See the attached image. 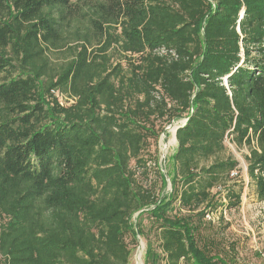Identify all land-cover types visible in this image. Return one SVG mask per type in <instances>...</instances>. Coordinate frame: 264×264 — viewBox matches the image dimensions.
Listing matches in <instances>:
<instances>
[{
	"label": "trees",
	"instance_id": "obj_1",
	"mask_svg": "<svg viewBox=\"0 0 264 264\" xmlns=\"http://www.w3.org/2000/svg\"><path fill=\"white\" fill-rule=\"evenodd\" d=\"M227 138L264 200V0H0V264H228Z\"/></svg>",
	"mask_w": 264,
	"mask_h": 264
},
{
	"label": "rangeland",
	"instance_id": "obj_2",
	"mask_svg": "<svg viewBox=\"0 0 264 264\" xmlns=\"http://www.w3.org/2000/svg\"><path fill=\"white\" fill-rule=\"evenodd\" d=\"M55 94L66 103L64 96L59 92ZM176 126L177 124L167 125V134L162 133L158 142L159 158L166 162V171L173 167L172 154L177 148ZM225 143L226 150L219 157L234 156L239 162V169L232 173L234 179L230 184H234L237 190L241 188V203L233 208L218 206L217 210L209 212L202 231L208 237L214 238L228 264H264V200L257 197L255 183L248 174L246 155L250 151L247 146L238 147L229 138ZM155 180H159L158 175L152 171L147 181L151 183ZM223 202L226 200L223 199ZM142 227L145 236H139L138 242L135 243L131 235L127 237L132 249L130 264H139L140 252L143 254L144 264L148 240H152L153 245L161 252L153 220L148 215L143 218Z\"/></svg>",
	"mask_w": 264,
	"mask_h": 264
},
{
	"label": "water",
	"instance_id": "obj_3",
	"mask_svg": "<svg viewBox=\"0 0 264 264\" xmlns=\"http://www.w3.org/2000/svg\"><path fill=\"white\" fill-rule=\"evenodd\" d=\"M176 122H174V123H172V124H170L169 126H172V125H174ZM179 126L177 125L176 127H175V139H176V131H177V128H178ZM177 140V139H176ZM164 157V156H163ZM168 178V177H167ZM168 180H169V178H168ZM169 185H170V180H169ZM139 237V235H137V238Z\"/></svg>",
	"mask_w": 264,
	"mask_h": 264
},
{
	"label": "bare ground",
	"instance_id": "obj_4",
	"mask_svg": "<svg viewBox=\"0 0 264 264\" xmlns=\"http://www.w3.org/2000/svg\"><path fill=\"white\" fill-rule=\"evenodd\" d=\"M142 255H143L142 252H140V258H139V255H138V259H139L138 261H139V264H142V261H143V260H142Z\"/></svg>",
	"mask_w": 264,
	"mask_h": 264
},
{
	"label": "built area",
	"instance_id": "obj_5",
	"mask_svg": "<svg viewBox=\"0 0 264 264\" xmlns=\"http://www.w3.org/2000/svg\"><path fill=\"white\" fill-rule=\"evenodd\" d=\"M225 81H226V78H225ZM181 122L184 123L185 120H180V121L176 122L175 124H177L179 126L181 124Z\"/></svg>",
	"mask_w": 264,
	"mask_h": 264
}]
</instances>
